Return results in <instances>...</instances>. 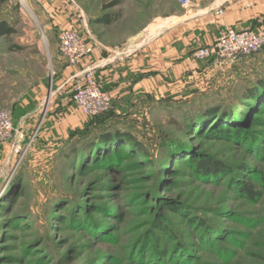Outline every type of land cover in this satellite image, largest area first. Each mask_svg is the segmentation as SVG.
Instances as JSON below:
<instances>
[{
    "label": "rangeland",
    "instance_id": "obj_1",
    "mask_svg": "<svg viewBox=\"0 0 264 264\" xmlns=\"http://www.w3.org/2000/svg\"><path fill=\"white\" fill-rule=\"evenodd\" d=\"M112 1L0 3V23L13 30L0 38V112L10 113L13 126L10 140L0 145V170L8 171L0 184V264H138L130 250L144 236H149L148 255L157 243L169 252L177 239L191 250L194 264H264V187L258 179L247 174L240 180L252 183L260 192L257 201L248 202L230 188V178L203 181L194 176L192 167L179 163L190 157L197 160L201 155L213 156L232 167L247 164L252 171L264 173V115L260 116L262 126L248 127L262 137L260 158L258 153H247L242 144L191 136L188 143L193 148L179 160L170 156L166 141L183 139L188 130L183 113H193L195 103L168 97L157 102L137 99L131 108L116 110L111 86H104L96 69V81L110 99L108 111L117 114L115 127L144 148L147 160L131 157L127 147L123 156L104 168L91 164L80 167L78 161L65 159V154L72 153L69 145L77 142L76 137L71 140L72 134L90 120L77 109L72 96L81 80L76 76L87 64L96 65L91 63L93 55L103 62L101 71L111 75V61L114 65L117 59L130 57L139 44L136 39L145 35L147 27L155 35L158 25L171 16L179 22L187 16L198 19L212 15L220 19L212 10L215 5L222 12L225 7L237 5L254 15L255 0H229L224 4L223 0H190L188 9H182L176 0H120L118 6L103 12ZM259 11L243 30L264 34V9ZM111 12L120 13L113 32L111 25L96 23L102 13ZM69 26L91 49L86 62L77 66L68 65L59 53V33ZM111 45L117 46L112 53ZM204 47L208 46H198L195 51ZM259 54H264V48ZM233 62H216V68L224 72ZM249 85L246 80L243 86L237 83L218 97L200 95L196 102H228L239 98L241 90ZM67 97L68 103L62 106L58 101ZM246 114L247 110L241 112L242 117ZM79 123L83 125L74 128ZM18 173L22 174V186L6 196ZM174 207H181L187 216L174 213ZM193 217L205 219L218 236L227 239L225 243H216L217 237L209 240L215 242L211 248L199 244V225L188 223ZM156 221L166 229H156ZM92 222L101 229H87ZM229 231L232 237L226 236ZM107 234L111 237L102 240ZM220 247L231 254L228 261L224 260L228 254ZM157 256L158 262L163 258L162 264L183 261V254L179 258ZM104 257L106 260L100 262ZM150 257L143 258L144 264L152 263Z\"/></svg>",
    "mask_w": 264,
    "mask_h": 264
},
{
    "label": "trees",
    "instance_id": "obj_2",
    "mask_svg": "<svg viewBox=\"0 0 264 264\" xmlns=\"http://www.w3.org/2000/svg\"><path fill=\"white\" fill-rule=\"evenodd\" d=\"M5 0L0 1V3ZM120 4V0H113L108 7L103 8V12L107 9H112ZM120 18L119 12H111V13H102L100 17L96 20L101 26H109L113 23L117 22ZM13 33V30L4 23H0V38L3 36H9ZM264 48V47H263ZM14 50H19V48L15 47ZM13 50V51H14ZM241 95L239 98L229 99L228 102L225 100L222 101H213L211 103L198 104L193 109V113L190 111L184 112L183 117L186 118L184 120L188 130L186 131L183 139H167L168 149L170 156L179 157L178 159H182L184 154H187L189 149L193 148L189 146L188 138L193 137V139L203 136L210 140H223L226 142H232L233 144L243 145L247 148V153L250 151L254 154L258 153L259 158L262 156L263 149L259 147V143L262 141V137L260 134L256 135V133L250 132L252 129H248V127L254 128L258 126H262L263 123L260 119V116L264 115V68L259 72L258 76L254 79V81L250 82V85L245 89L241 90ZM194 106V105H193ZM243 110H247L248 114L242 117L241 112ZM117 117V114L113 111L105 112L96 117H90V120L87 122L82 129L77 130L73 133L71 140L74 137L77 142L73 143L70 147L71 154H65L66 150L68 151V145L64 151L65 159L68 162L78 161L80 167L90 164L95 166V168H104L106 166L111 165V162L116 161L118 158L124 155L123 150L128 148L129 155L133 158H140L145 162L147 160V152L144 148L128 133L122 132L121 130L115 127L113 120ZM244 123V124H243ZM188 132H192V134H188ZM257 155V154H256ZM187 156V155H185ZM196 156V155H195ZM182 157V158H180ZM194 157L186 158L183 160H177L179 163H185L189 167L193 168L194 176L196 178H201L203 181L209 179H219V178H230V188L236 190V192L248 202H255L260 197V192L255 189V186L252 183H245L244 181H240L247 174H252L254 178L258 179V182L264 187V173L259 171H252L249 169V165L240 164L239 166L232 167L227 165L223 161H219L215 159L213 156H202L195 160ZM88 166V167H89ZM85 167V168H86ZM249 178V177H248ZM22 186V174L18 173L12 179L6 196L9 194L12 195L14 190L18 187ZM174 213L180 216H187L185 210L181 207H174L171 209ZM185 213V214H184ZM191 226L193 227L195 224H198L200 227V235H199V244H206L208 248H211L214 243H225L227 239H224L222 236H218L217 232L205 221V219L194 218L189 220ZM156 229L165 230V225L159 222H155ZM195 227V226H194ZM87 229H90L91 232H95L98 229H101L96 223L92 222L89 224V227L86 226ZM105 230V229H104ZM103 231V230H102ZM166 232V231H165ZM227 237H232V231L227 232ZM170 235V233H168ZM148 235H151L148 233ZM225 236V238H226ZM111 237L110 234H107L105 239H109ZM149 236H144L140 238L141 240L131 248L130 252L132 254V259L138 264H144L143 258L147 256H151V264H162L163 258L161 261H156L155 258L158 257H168L169 258H179L180 254H183L181 258H183L180 264H194L196 262V258L191 256V250L183 243L177 241V239L173 240V247L169 252H165L164 249L161 250L159 243H157L156 249L150 252L148 255L147 247ZM218 239L211 243L209 240ZM213 239V240H214ZM220 244V245H221ZM236 244V242H235ZM222 251L226 252V259H230L231 254L220 247ZM229 256V257H228ZM228 257V258H227ZM107 257L101 258L100 262L106 260ZM154 261V262H153Z\"/></svg>",
    "mask_w": 264,
    "mask_h": 264
},
{
    "label": "crops",
    "instance_id": "obj_3",
    "mask_svg": "<svg viewBox=\"0 0 264 264\" xmlns=\"http://www.w3.org/2000/svg\"><path fill=\"white\" fill-rule=\"evenodd\" d=\"M254 4L257 6L254 15L247 14L240 7L237 8V5H231L224 8L220 19L212 15L201 16L198 19L187 16L179 22V18L171 16L161 22V26L158 25L155 35L149 33L150 29L147 27L145 35H140L139 39H136L139 44L130 57L117 59L114 65L111 61V75L101 71L104 69L103 62H99L100 60L93 55L91 63L99 66L96 76L105 87L111 86L110 94L114 109L131 108L130 105L137 99L157 102L164 97L177 102L183 100L195 103L196 106L198 105L196 99L200 95L218 97L231 87H235L237 83L243 86L246 80L249 83L254 81L264 68V54L239 57L229 64L224 72L217 70L214 59L197 61L192 58L198 46L212 45L219 30L224 28L243 30L247 22L261 13L259 9H264V0H255ZM117 22L111 25V32L115 30ZM130 36L131 34L124 36L123 39ZM119 43L121 42H116L115 45ZM116 47L111 45V53ZM202 77L206 78V81L202 82ZM58 102L64 106L68 103V97ZM82 125L83 123H79L74 128H80ZM7 172L0 170V184L3 183Z\"/></svg>",
    "mask_w": 264,
    "mask_h": 264
},
{
    "label": "built area",
    "instance_id": "obj_4",
    "mask_svg": "<svg viewBox=\"0 0 264 264\" xmlns=\"http://www.w3.org/2000/svg\"><path fill=\"white\" fill-rule=\"evenodd\" d=\"M229 0H223L222 4ZM182 9L191 7L190 0H176ZM217 16H222L220 7L212 9ZM60 56L70 66H77L86 62L91 49L73 27L60 31L58 36ZM264 45V34H256L248 30L237 31L232 28L221 30L213 44L197 49L195 60L214 59L217 63L233 62L239 57H245L259 52ZM98 65L86 66V69L77 75L81 77L73 89V102L77 109L87 117H96L110 108V99L98 85L95 70ZM13 133L11 115L9 112H0V145L10 140Z\"/></svg>",
    "mask_w": 264,
    "mask_h": 264
},
{
    "label": "water",
    "instance_id": "obj_5",
    "mask_svg": "<svg viewBox=\"0 0 264 264\" xmlns=\"http://www.w3.org/2000/svg\"><path fill=\"white\" fill-rule=\"evenodd\" d=\"M263 47H264V45H263L262 48L259 50V52L262 51ZM259 52L255 53V54H252V55H249V56H245V57H250V56L256 55V54H258Z\"/></svg>",
    "mask_w": 264,
    "mask_h": 264
},
{
    "label": "bare ground",
    "instance_id": "obj_6",
    "mask_svg": "<svg viewBox=\"0 0 264 264\" xmlns=\"http://www.w3.org/2000/svg\"><path fill=\"white\" fill-rule=\"evenodd\" d=\"M22 4H23V5H25V3H24V2H23Z\"/></svg>",
    "mask_w": 264,
    "mask_h": 264
}]
</instances>
